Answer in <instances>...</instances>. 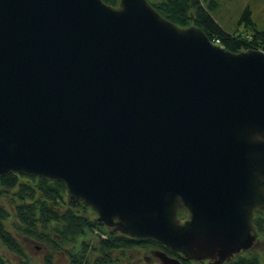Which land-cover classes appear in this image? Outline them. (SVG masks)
Segmentation results:
<instances>
[{"label":"water","instance_id":"1","mask_svg":"<svg viewBox=\"0 0 264 264\" xmlns=\"http://www.w3.org/2000/svg\"><path fill=\"white\" fill-rule=\"evenodd\" d=\"M9 174L63 182L97 221L163 246L162 264L226 262L264 210V52L148 0H0Z\"/></svg>","mask_w":264,"mask_h":264},{"label":"trees","instance_id":"2","mask_svg":"<svg viewBox=\"0 0 264 264\" xmlns=\"http://www.w3.org/2000/svg\"><path fill=\"white\" fill-rule=\"evenodd\" d=\"M118 5L119 0H103ZM159 15L185 27H200L214 43L232 52L260 49L264 52V30H258L249 9L242 20L252 32L237 34L225 30L212 15L217 0H162L151 3ZM61 181H49L23 174L0 178V243L20 258L21 264H32L19 236L36 240L52 250L46 256L50 264L53 252H64L70 264H113L120 253L143 247L163 249L159 243L128 237L97 221L96 212L82 202L67 198ZM255 224L264 234V210L255 213ZM70 246V247H68ZM172 255V252H167ZM7 259L0 254V264ZM185 264H190L186 262ZM225 264H264L253 253L239 255Z\"/></svg>","mask_w":264,"mask_h":264},{"label":"rangeland","instance_id":"3","mask_svg":"<svg viewBox=\"0 0 264 264\" xmlns=\"http://www.w3.org/2000/svg\"><path fill=\"white\" fill-rule=\"evenodd\" d=\"M150 3L162 0H148ZM218 7L211 11L217 22L227 31L237 34H247L252 32L251 28L242 20L246 9L251 12V18L258 30H264V0H217ZM21 242L26 248V253L31 259L32 264H47L46 256L52 253L45 244L36 240L19 236ZM70 247V246H68ZM158 248L153 247H137L127 250L115 260L113 264H162L161 260L155 257L154 252ZM264 262V234L261 233L260 241L252 251ZM0 254L7 259L6 264H21L20 258L8 251L0 243ZM50 264H70L68 256L64 252H53ZM202 264V263H193Z\"/></svg>","mask_w":264,"mask_h":264},{"label":"flooded vegetation","instance_id":"4","mask_svg":"<svg viewBox=\"0 0 264 264\" xmlns=\"http://www.w3.org/2000/svg\"><path fill=\"white\" fill-rule=\"evenodd\" d=\"M255 217H256V216H255ZM253 220H254V219H253ZM254 224H255V220H254ZM255 228H256V231H257V233H258V236H257V239L254 240L255 242H254L253 246H252L250 249L246 250V251H243V252L241 251V252H239V253H237V254H234V255L230 258V260H228V261H226V262H223V263H221V264L228 263V262H230L231 260H234V259H235L237 256H239V255H247V254L252 253V251L255 249L256 245L259 243V241H260V236H261V232L259 231V227H258V225L255 224ZM154 253H155V252H154ZM170 256H176V257H178L179 259L182 260V258H181L180 256H178L177 254H172V255H170ZM189 262H190V264H193V263L216 264V260H215V259H207V260H205V261H201V262H194V261H189ZM183 263L185 264L186 262L183 261Z\"/></svg>","mask_w":264,"mask_h":264}]
</instances>
